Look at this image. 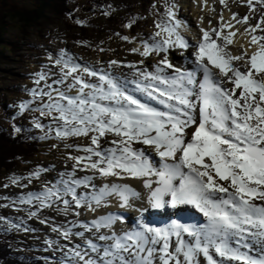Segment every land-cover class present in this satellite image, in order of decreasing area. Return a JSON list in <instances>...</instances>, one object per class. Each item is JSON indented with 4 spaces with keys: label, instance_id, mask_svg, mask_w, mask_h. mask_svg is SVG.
Returning a JSON list of instances; mask_svg holds the SVG:
<instances>
[{
    "label": "snow or ice",
    "instance_id": "6c2138e0",
    "mask_svg": "<svg viewBox=\"0 0 264 264\" xmlns=\"http://www.w3.org/2000/svg\"><path fill=\"white\" fill-rule=\"evenodd\" d=\"M246 2L253 12L257 5L264 8V0ZM221 4L226 7V0ZM175 8L167 5L154 36L132 49L143 57L160 55L153 71L109 62L110 68L131 69L129 79L82 65L62 49L48 56L59 72L43 66L47 71L36 73V87L27 90L31 99L18 104L21 115L39 112L50 118L48 124L37 117L31 121L43 132L41 140L89 138L86 145H64L79 153L67 157L70 170L41 190L5 197L11 203L0 205H17L16 211L30 218H40L43 209L65 217H81V209L98 213L91 220L52 227L68 241H45L61 254L55 264H202L201 257L203 264H264V35H256L264 31V17L244 29L255 51L249 55L245 48L233 55L228 46L236 32L224 34V29L231 30L232 21L248 24L249 16L238 20L233 13L225 23L221 13L220 27L201 29L193 45L179 31ZM189 47L194 49L188 55L191 67H177L168 59L171 49ZM13 131L24 129L13 125ZM43 171L48 169L12 177L11 183L24 187L21 179L31 183ZM112 177L141 180L147 193L127 183H96ZM113 199L120 208H131L134 201H141V208L145 202L176 211L191 206L206 222L171 220L159 227L141 217L134 226L117 229L123 214L100 212L111 208ZM73 237L83 243H74Z\"/></svg>",
    "mask_w": 264,
    "mask_h": 264
},
{
    "label": "rangeland",
    "instance_id": "374dc122",
    "mask_svg": "<svg viewBox=\"0 0 264 264\" xmlns=\"http://www.w3.org/2000/svg\"><path fill=\"white\" fill-rule=\"evenodd\" d=\"M61 1L63 3V0ZM192 1L64 0L63 6L67 15L65 13L64 16L59 17L58 14L49 13L47 16L49 22L45 21L44 25L38 26L31 32L21 31L20 24L18 25L11 18L6 19L8 32L5 35L0 33L1 41H4L8 48L11 47V44H15L16 50L13 49L14 52L5 51L4 61L0 65V131L9 130V125L15 124L28 133H36L35 138L40 142L38 147L40 152L35 155L34 159L23 158L20 160L18 166L11 172L0 173V205L11 203L5 197L16 198L28 192L41 190L45 183H51L57 179L60 173L58 170L63 169L62 172L66 169L70 170L72 161L67 157L79 153L71 148L66 149L65 144L86 145L89 143L88 137H74L63 141L55 138L41 140L39 137L43 135V132L35 129L31 121L33 117H37L42 123L48 124L50 118L40 117L39 112H25L23 115L19 112V102L31 99L27 90L36 87L35 74L47 71V68L43 67L46 65L51 67L52 72H59V69L53 66V61L48 59L49 54L55 57L60 50H67L78 58V62L82 65L104 68L114 75H121L119 67L110 68L109 62L117 60L121 65L138 62L140 64L144 57L134 53L132 49L140 48L142 40L154 36L158 30L156 23L164 19L167 5H176L177 20H183L179 16L182 14L186 15V22L193 23V26L188 24L189 27H192V34L180 33L188 39L190 44L194 45L196 44L194 42H198L197 38L201 29L197 20L193 19V13L190 12ZM209 1L216 5V9L220 10L218 11L219 15L228 10L236 13L238 20L249 16L248 25H255L261 17H264V8L257 5L253 12L249 9L246 0H226V7L221 4V0ZM15 5L30 6L31 3L28 0H0V17H3L4 12ZM76 21H81V23ZM130 22L131 27H128ZM77 26H80L81 30H75ZM256 35H264V31L258 29ZM125 36L129 37L128 41L123 39ZM177 49L171 51V55L168 53L171 60L180 61L188 66L191 61L186 59L188 57L182 49ZM189 49L193 48L189 47ZM149 59L154 62L158 61L155 54L149 56ZM123 69L125 68L121 70ZM130 71L132 70L130 69ZM129 72L126 74L130 78L132 72ZM48 83H52V80L49 79ZM42 86L43 82H41ZM37 169H48V171L41 172L39 179H33L31 183L27 179H21L20 184L26 185L24 187L11 183L12 177H27ZM16 207L17 205L0 207V217L6 218V220L0 219V228H12L9 226L11 223L17 224L19 227L12 229L18 231L22 236L19 238L21 248L19 253L55 264L61 254L52 251L45 241L60 239L59 234L52 231V227L61 223L66 224L68 220H72L71 217L74 215L65 217L55 210L43 209L40 218H30L25 211H16ZM42 218H47L48 222L41 223ZM25 228L31 230H25ZM76 239L77 242H75ZM72 240L74 243H83L77 237H73ZM63 242L68 243V241L60 239V243ZM33 251L40 252L41 255H36ZM201 261L203 264L202 257Z\"/></svg>",
    "mask_w": 264,
    "mask_h": 264
},
{
    "label": "trees",
    "instance_id": "16d2710c",
    "mask_svg": "<svg viewBox=\"0 0 264 264\" xmlns=\"http://www.w3.org/2000/svg\"><path fill=\"white\" fill-rule=\"evenodd\" d=\"M30 6L15 5L11 6L0 17V33L3 35L8 32L6 28V19L11 18L18 25L22 26L23 32H31L38 26L44 25L47 21L49 13L58 14L59 17L64 16L65 10L61 0H28ZM28 4V3H26ZM65 11V12H64ZM75 30H81L80 26ZM15 44L11 47L5 45L0 37V65L4 61L5 51L14 52ZM36 133H28L24 130L13 134L7 130L0 131V173L11 172L15 169L20 160L23 158L34 159L39 153L38 147L40 142L35 138ZM20 240L12 233L0 228V264H47V262L30 255L20 254Z\"/></svg>",
    "mask_w": 264,
    "mask_h": 264
},
{
    "label": "bare ground",
    "instance_id": "6f19581e",
    "mask_svg": "<svg viewBox=\"0 0 264 264\" xmlns=\"http://www.w3.org/2000/svg\"><path fill=\"white\" fill-rule=\"evenodd\" d=\"M193 4H191V13H193L192 17L193 19L195 18L197 20V23H199V27L200 29H208L209 27H212V28H219L220 27V15L218 14V11H220L219 9H216V5H213L209 0H193L192 1ZM220 7V6H219ZM186 8V7H185ZM187 9V8H186ZM178 12V11H177ZM190 14V13H189ZM223 16H224V22L227 23L231 17H232V12H229L228 10L226 12H223L222 13ZM180 17L183 18V20H180L182 23H181V27L179 28V31L181 33H193V31L191 30L192 27H189L188 24L190 26H193V23H189L186 22V15H182V14H179ZM234 27L229 30L228 28H225L224 29V34H228L229 31H232V32H236V35L233 37V43L230 45V47H228V50L233 54V55H240L243 53L244 49L247 48L248 50V53L249 55L255 51V48L253 46L250 45V36L246 35V34H243L244 33V29L246 27H248V24H243V23H236V21H232ZM186 24V25H185ZM198 26V25H197ZM238 30V31H237ZM196 32V31H195ZM194 32V33H195ZM191 33V34H192ZM194 35V34H193ZM202 35V32L199 33V37ZM198 37V38H199ZM197 38V39H198ZM215 38V37H214ZM188 40V39H187ZM221 41L218 40V43H220ZM194 43H197V42H194ZM177 48L175 49H171L169 51V54L171 55V51H175ZM179 49V48H178ZM177 49V50H178ZM188 57L189 53H192L194 51V49H187V50H182ZM162 55V54H161ZM184 55V54H183ZM169 56V55H168ZM182 56V55H181ZM185 56V55H184ZM173 57V55H172ZM175 57V56H174ZM186 57V56H185ZM156 58H158V60L160 59V55H156ZM168 59L177 67H181V68H187V67H191L192 64H188V66H184L182 65V62H176V61H173L171 60L172 58L169 56ZM175 59V58H174ZM187 60H190L189 58H186ZM191 61V60H190ZM189 61V62H190ZM153 60H150L149 57H144L143 58V64H138L136 63L135 65H137L138 67H141V68H146L147 70L149 71H153L154 68H155V64L156 62H154L153 64ZM237 65H241L243 62H236ZM151 65V67H149ZM154 65V66H153ZM122 68H125L123 70H121ZM121 75L122 76H125L127 78H129L127 76V72L130 71L129 68L127 67H119L118 68ZM114 70V69H113ZM242 70H244L242 68ZM171 71V70H169ZM132 71H130L129 73H131ZM91 79H88V80H93L94 78L90 77ZM131 78V77H130ZM129 78V79H130ZM240 94V90H237V95ZM136 147H147V146H141V145H136ZM153 156H155V154L153 153ZM155 160L158 162L159 158L158 156H155ZM63 169L61 170H58V172H62ZM78 176H82V175H85V173L83 172H79V174H77ZM104 180H98L96 181V183L99 185V184H102ZM105 182H115V183H127L129 185H131L132 187L136 188L138 191H141L140 187H139V184H142V181H139L138 179H131V178H128V179H125V180H119L115 177H112V178H109L108 180H105ZM142 192V191H141ZM118 202L113 199L112 201V207L111 208H107V209H101L100 212L102 213H107L108 211H111V212H114V213H118L117 210L115 209L117 206ZM128 209H131V208H128ZM167 207H165L164 209H160V211H163L161 212L162 214L160 215H155V216H150L149 219L151 218H154V217H161L163 214H168L166 212H164V210H166ZM184 209H187L183 212V215H186L188 214L187 212L188 211H192L193 215L192 217L190 218H187V216H185V220L182 222V223H186L187 224H190V223H193L195 222L196 220L198 221L199 220V216L203 214L200 213V212H197L196 210L192 209L191 206H185ZM134 210V209H132ZM85 211V210H84ZM87 212V211H85ZM131 214H135L137 213L136 211H130ZM155 212H158V211H154L153 210V213L155 214ZM200 214V215H199ZM98 215V213H91V212H87L86 215L84 217H82V219L84 220H91L94 216ZM138 216V214H137ZM136 216V218H137ZM147 216V215H146ZM48 217V216H47ZM166 217V216H165ZM204 217V216H203ZM72 220H74V217L72 216L71 217ZM65 220V219H64ZM66 221V220H65ZM206 221V218L204 217V223ZM122 223L123 221L121 220L120 222L117 223L116 227L117 229L123 227L122 226ZM151 225H154V223H151ZM127 228V227H125Z\"/></svg>",
    "mask_w": 264,
    "mask_h": 264
}]
</instances>
